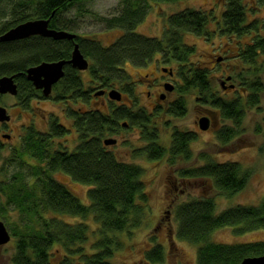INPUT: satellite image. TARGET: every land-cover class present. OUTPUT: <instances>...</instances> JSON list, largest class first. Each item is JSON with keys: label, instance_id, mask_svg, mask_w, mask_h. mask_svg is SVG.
Wrapping results in <instances>:
<instances>
[{"label": "trees", "instance_id": "obj_1", "mask_svg": "<svg viewBox=\"0 0 264 264\" xmlns=\"http://www.w3.org/2000/svg\"><path fill=\"white\" fill-rule=\"evenodd\" d=\"M85 1L7 0L14 8L10 20L0 27V35L23 21L49 17L50 28L72 31L77 35L75 40L35 35L0 41V77L16 75V105L20 109L31 110L34 99L64 103V112L73 120L78 141L72 150L60 145L54 148V140L70 132L55 115L50 117L45 131H40L34 122L23 126L25 151L36 162L31 170L34 180L29 183L25 176H17L12 182H0V207H4L2 198L5 194L8 198L5 204H12L26 214L21 218L22 229L11 227V238L12 235L15 237L14 253L0 264H111L115 251L123 246L116 236L131 233L132 228L140 223L145 203L143 168L120 160L104 140L122 130V122L128 121L130 128H141L143 137L149 142L146 148H142L146 155L150 159L162 158L166 150L158 141V130L150 126V123L157 122L156 113L148 114L144 109L135 113L129 105H118L114 101L106 108L95 101L99 89L112 88L117 82L123 83L127 96L133 94L134 85L127 82L126 64L145 65L158 53L163 54L168 62H177V77L184 85L180 86L182 93L191 88L199 90L203 105H209L222 117L232 120L233 125H225L218 132V138L225 144L237 134L234 124L241 126L246 104L251 107L259 105L264 92V24L261 26L258 20L247 22L249 14L243 0H226L218 28L221 34L240 37L252 33L250 41L238 54L242 70L236 76H239L243 90L232 98L213 91L209 68L189 63L195 48L185 41V37L207 32L210 15L205 11L186 8L172 14L164 36L159 39L135 32L136 26L146 16L150 1L177 0H121V10L102 18V21L107 29L122 30V35L104 45L97 39L77 34L72 19L68 18L71 8L82 10ZM74 41L90 61L88 85L81 72L67 64L64 76L54 85L51 95L44 96L27 79L26 69L43 61L68 60ZM167 112L175 116L185 115V97L173 100ZM194 139V133L176 130L172 135V158L189 159L190 143ZM1 147L0 143V150ZM179 171L184 177L211 179L214 187L229 193L242 190L250 176V172L238 162H214L211 159L201 166ZM56 172L89 185L90 204L82 203L56 179ZM215 210L214 197L204 195L183 201L175 208L176 236L197 245V264H241L246 257L264 254V241L219 243L211 240L212 233L225 226L239 225L236 228L238 233L264 228V201L258 205L239 204L219 214ZM46 213L53 214L46 216ZM60 215L81 220L68 221ZM90 217L94 220V227L88 222ZM92 235L96 237L86 248ZM164 252L163 246L156 243L145 251L144 261L162 263Z\"/></svg>", "mask_w": 264, "mask_h": 264}, {"label": "rangeland", "instance_id": "obj_2", "mask_svg": "<svg viewBox=\"0 0 264 264\" xmlns=\"http://www.w3.org/2000/svg\"><path fill=\"white\" fill-rule=\"evenodd\" d=\"M247 12L248 21L258 20L261 26L264 24V0H243ZM150 7L143 21L138 25L136 31L145 36L161 38L164 36L169 17L186 8L205 11L210 15L207 25V32L203 35L188 34L185 41L192 44L195 51L190 56L191 62L199 63L201 66L209 68V76L212 80L213 91L217 95L226 98L237 96L242 92V83L239 76L242 70V62L238 59L241 48L245 47L250 41L252 33L242 37L235 35L221 34L218 30L222 21V13L226 9V0H177L173 2H151ZM82 10L76 7L68 12V18L72 19L73 28L77 34L84 37L99 40L104 45L114 42L122 33L118 28L107 29L102 18L111 17L118 13L122 8L121 0H86L82 4ZM13 3L7 0H0V27L10 20L13 11ZM86 10V11H85ZM221 57L219 61L218 58ZM155 62L153 59L145 65L128 63L125 66L127 82L133 83V94L128 96L134 102L127 103L132 105V112L144 109L148 114L151 112L150 103L153 99L148 96V90L153 91L147 79L156 81ZM177 71L173 78L176 84V91L169 97L173 101L180 96L186 100L187 112L183 116H175L161 113L157 116V122L150 123L152 128L158 130L159 143L166 150L165 155L159 159H150L142 148H146L148 141L143 137L142 129L136 126L123 128L118 133L111 135L116 138L115 144H110L116 156L125 162L134 163L143 168L142 179L144 182V213L141 221L136 228H132L131 233H120L123 246L117 248L111 264H150L144 260L146 250L159 243L164 248V261L162 263L151 264H197L196 253L197 245L180 240L176 236L177 222L175 220V208L183 201H190L201 196L214 197L216 202L215 213L219 214L223 210L242 204L258 205L264 201V92L261 95L260 104L251 107L246 104L244 119L240 127L236 128L237 134L229 138V142L223 143L218 138L219 130L225 125H233L231 119H226L209 105H203L200 101L199 90H187L182 93L178 76L179 64L175 61L166 62ZM150 74V75H149ZM231 75L234 79L225 83V88L221 82L226 76ZM81 76L88 85L89 72H82ZM233 83L235 87L229 85ZM122 82H117L114 87L123 91ZM180 84V85H179ZM125 93V92H124ZM125 95H127L125 93ZM113 101V100H112ZM1 105L7 108L11 115V120L6 127H2L0 132V182L8 183L16 179L17 176H25L32 183L34 178L31 176L32 166L36 165L34 159L30 158L22 139L24 134L23 126L34 122L40 131L48 129V122L52 115L58 116L61 123L66 125L71 131L62 137L54 140V148L59 145L62 148L72 150L77 144V132L72 127L64 112V103L53 100L34 99L31 110L20 109L15 96L6 94L2 96ZM118 105L122 102L115 101ZM215 111L217 123L208 130L199 127L201 116ZM127 124V123H126ZM176 130L185 132H195V139L190 143L191 157L171 156L172 135ZM7 132L10 138L7 139L1 134ZM137 151L139 153H137ZM208 159L214 162H238L243 169L250 172L245 187L238 192H223L214 187L211 179H195L192 177L181 176V169L201 166ZM54 177L64 183L69 190L77 196L82 203L88 205L90 200L88 191L90 186L82 184L63 172L54 173ZM26 180V179H25ZM3 205L0 207V220L7 226L10 233L11 227L22 229L21 211L12 204H5L8 198L3 194ZM53 213H46L52 216ZM59 215V214H56ZM26 217V216H25ZM68 221H80L81 218L60 215ZM91 227L95 226L94 220L88 219ZM239 225H230L216 229L211 236V240L219 243H247L264 241V228L248 231L244 233L236 232ZM19 229V230H20ZM93 236V235H92ZM91 236L86 248H89L95 237ZM15 237L9 243L0 247V262L14 253Z\"/></svg>", "mask_w": 264, "mask_h": 264}, {"label": "water", "instance_id": "obj_3", "mask_svg": "<svg viewBox=\"0 0 264 264\" xmlns=\"http://www.w3.org/2000/svg\"><path fill=\"white\" fill-rule=\"evenodd\" d=\"M49 18L30 19L19 23L18 25L8 29L0 35V41H14L24 39L34 35H40L43 37H50L56 40L59 39H74L77 35L67 30H58L49 27ZM221 60V58H218ZM66 64H72L74 68L79 70H87L90 67V61L81 52L78 43L75 44L72 51L71 58L69 60H56V61H43L37 65L30 66L26 69L25 74L27 79L32 81L36 89H41L44 96L51 95L54 85L64 76V67ZM16 75H4L0 77V97L4 94L17 95L18 86L15 82ZM229 79V78H227ZM234 85L231 84L230 87ZM174 85L172 83H166V89L172 91ZM105 90L100 89L95 94L102 95ZM108 96L111 100L120 101L122 99V93L112 88L108 92ZM11 119V115L8 113L7 108L0 103V122H8ZM126 125V122L123 123ZM200 128L206 130L209 128L210 119L207 116L200 118ZM9 137L10 135H5ZM116 138H105L106 145L115 144ZM11 240V233L8 230L5 223L0 220V247L6 245ZM176 264V263H169ZM241 264H264V254L259 256H249L242 260Z\"/></svg>", "mask_w": 264, "mask_h": 264}, {"label": "flooded vegetation", "instance_id": "obj_4", "mask_svg": "<svg viewBox=\"0 0 264 264\" xmlns=\"http://www.w3.org/2000/svg\"><path fill=\"white\" fill-rule=\"evenodd\" d=\"M33 19H39V18H33ZM30 20V19H29ZM27 21V20H26ZM143 21V19L141 20V22ZM169 21V20H168ZM24 22V21H23ZM140 22V23H141ZM167 26H168V22H167ZM166 26V27H167ZM49 27H50V24H49ZM137 27H138V25L136 26V29H137ZM136 29H135V32H138V31H136ZM70 32H72V31H70ZM139 33V32H138ZM121 35H122V33H121ZM120 35V36H121ZM143 35H145V34H143ZM35 36V35H34ZM37 36H40V35H37ZM119 36V37H120ZM43 37V36H42ZM148 37H150V36H148ZM163 37V36H162ZM161 37V38H162ZM28 38V37H27ZM75 38H77V36L75 37ZM75 38L74 39H68V40H75ZM161 38H159V39H161ZM25 39V38H24ZM21 40V39H20ZM77 42L76 41H74V45H73V47L75 46V44H76ZM74 49V48H73ZM73 51V50H72ZM71 55H72V52H71ZM85 56V55H84ZM86 57V56H85ZM70 58H71V56H70ZM69 58V59H70ZM87 58V57H86ZM221 58V57H220ZM68 59V60H69ZM88 59V58H87ZM153 61L156 63L155 64V73H157L158 75H157V77H156V81H152V79H150V78H148L147 79V82H148V84L150 85V87H154V90L153 91H150V90H148V96L150 97V99H153L152 100V102L150 103V106H151V109H152V111L151 112H156V116H158L159 114H161V113H166V111L168 110V108H169V105H170V103L172 102V101H170V99H169V97L172 95V92H174V91H176V84H174L173 83V78L175 77V75H177V71H175V69L174 68H172V67H170V66H166V62H168V61H166L165 60V58H164V55L163 54H161V53H158V54H156L153 58ZM151 59V60H152ZM89 60V59H88ZM151 60H150V62H151ZM220 61V60H219ZM37 65V64H36ZM67 65V64H66ZM65 65V66H66ZM72 68H74L73 66H72V64H69ZM31 66H33V65H31ZM30 67V66H29ZM178 68V67H177ZM74 69H76V70H78V71H80L81 73L83 72H89L90 71V69H87V70H79V69H77V68H74ZM64 71H65V69H64ZM150 75V74H149ZM227 78H229V79H227ZM230 80H232V76L231 75H228V76H226V79L225 80H223L222 82H221V84H222V86L225 88V83L227 82V81H230ZM30 81V80H29ZM16 82V81H15ZM30 82H32V81H30ZM172 83L173 85H174V88L172 89V91H169L168 89H166V83ZM33 84V83H32ZM231 84H233V83H231ZM230 84V85H231ZM229 85V86H230ZM234 85V84H233ZM34 86V85H33ZM234 87H235V85H234ZM101 89H103V90H105V93L104 94H102V95H96L95 94V101H97L98 103H100V104H102V105H105V107L106 108H108V105H109V102H113L110 98H109V96H108V92H109V90H111L112 88H101ZM37 90H39L40 92H41V94H43V92H42V90L41 89H37ZM100 90V89H99ZM121 93H122V99L119 101V102H122L123 103V105H129V104H127V103H131L132 105H133V101L131 100V98H129L127 95H125V93L124 92H122V91H120ZM9 94V93H8ZM4 95H6V94H4ZM4 95H2V96H4ZM10 95V94H9ZM13 96V95H12ZM50 96V95H49ZM15 97H16V95H15ZM47 97V96H46ZM132 105H129V106H132ZM162 109H164V110H166L165 112L162 110ZM217 113V112H216ZM215 113V111L213 110V111H209L208 112V114H206V115H203V116H201L200 118H202V117H204V116H207V117H209V119H210V125H209V128L212 126V125H214V124H216L217 123V119H216V114ZM167 114H168V112H167ZM11 120V119H10ZM70 121H72V127H73V120H71V119H69ZM200 120V119H199ZM7 123H9V121L8 122H0V132L2 131V127H5V124H7ZM124 122H122V126H123V128H128V126H129V123H128V121H126V125H124L123 124ZM199 127H200V125H199ZM74 128V127H73ZM208 128V129H209ZM208 129H206V130H208ZM74 130H75V128H74ZM203 130V129H202ZM71 131V130H70ZM193 133V132H192ZM3 137H5V138H7V139H9L11 136H9V137H7V136H5V135H10V134H7V132H3L2 134H1ZM194 135H196V133L194 132ZM1 141V140H0Z\"/></svg>", "mask_w": 264, "mask_h": 264}]
</instances>
